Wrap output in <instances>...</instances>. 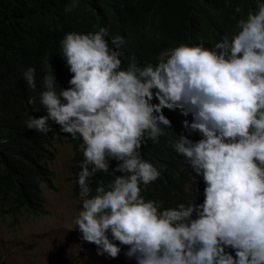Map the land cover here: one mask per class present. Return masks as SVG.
Returning a JSON list of instances; mask_svg holds the SVG:
<instances>
[{
    "label": "clouds",
    "instance_id": "1",
    "mask_svg": "<svg viewBox=\"0 0 264 264\" xmlns=\"http://www.w3.org/2000/svg\"><path fill=\"white\" fill-rule=\"evenodd\" d=\"M76 6L72 0L65 13ZM237 26L231 39L225 34L211 49L181 44L155 65L133 57L127 68L118 50L124 39L116 36L110 46L106 28L63 39L69 87L56 91L51 67L39 95L47 114L24 123L42 134L59 126L82 140L75 229L97 246V255L115 259L126 246L124 255L136 264H264V0ZM22 78L36 89L34 67ZM165 109L192 117L185 121L188 135L172 148L194 179L202 178V203L165 207L142 195L161 172L140 149L172 129ZM197 133L201 139L188 138ZM98 173L114 179L107 185L101 179L93 194L90 181Z\"/></svg>",
    "mask_w": 264,
    "mask_h": 264
},
{
    "label": "trees",
    "instance_id": "2",
    "mask_svg": "<svg viewBox=\"0 0 264 264\" xmlns=\"http://www.w3.org/2000/svg\"><path fill=\"white\" fill-rule=\"evenodd\" d=\"M77 6L65 13L72 0H0V218L17 220L24 215L46 216V198L42 185L56 191L54 171L50 165L56 158L51 149L57 137L68 139L74 148L72 166L73 195L79 198L78 173L83 159L82 140L62 133L59 126L42 134L28 130L25 121L39 118L46 111L39 104L43 76L51 67L57 78L56 91L69 87L72 74L62 57V41L69 33L87 34L106 28V39L112 46L120 36L122 67L127 68L135 57L141 66L157 64L164 52L181 44L204 43L213 48L225 34L231 39L239 28L238 20L254 10L257 0H76ZM239 5L241 13L234 12ZM236 16V19H233ZM28 67L36 69V89H31L22 78ZM35 97V106L28 103ZM158 102V101H156ZM39 108V111H34ZM172 121V129L164 128L158 142L149 141L140 149L143 158L161 172L157 181L147 186L143 197L163 201L165 207L179 203H202L204 183L198 182L185 158L178 155L172 144L179 135H188L185 121L190 115L182 111L164 110ZM193 141L201 136L192 134ZM113 167L116 161H111ZM105 185L114 178L98 173L91 178L93 194L100 180ZM143 187V186H142ZM124 264H136L134 259Z\"/></svg>",
    "mask_w": 264,
    "mask_h": 264
},
{
    "label": "rangeland",
    "instance_id": "3",
    "mask_svg": "<svg viewBox=\"0 0 264 264\" xmlns=\"http://www.w3.org/2000/svg\"><path fill=\"white\" fill-rule=\"evenodd\" d=\"M51 164L57 190L43 186L46 216L24 215L0 219V264H123L128 249L121 246L118 258L97 255V246L82 241L75 229L78 200L73 196L71 169L74 150L65 138H57ZM75 229V230H74Z\"/></svg>",
    "mask_w": 264,
    "mask_h": 264
}]
</instances>
